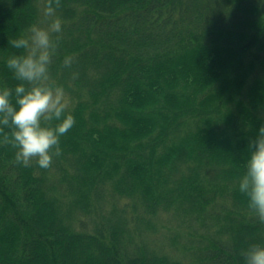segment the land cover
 I'll use <instances>...</instances> for the list:
<instances>
[{
  "label": "trees",
  "instance_id": "obj_1",
  "mask_svg": "<svg viewBox=\"0 0 264 264\" xmlns=\"http://www.w3.org/2000/svg\"><path fill=\"white\" fill-rule=\"evenodd\" d=\"M46 6L0 0V84ZM56 15L50 74L76 123L46 169L0 129V264H244L264 242L238 191L264 126V6L60 0Z\"/></svg>",
  "mask_w": 264,
  "mask_h": 264
},
{
  "label": "clouds",
  "instance_id": "obj_2",
  "mask_svg": "<svg viewBox=\"0 0 264 264\" xmlns=\"http://www.w3.org/2000/svg\"><path fill=\"white\" fill-rule=\"evenodd\" d=\"M258 3L264 6V0ZM59 6L60 0H47L44 14L51 18L50 24L43 27L33 23L8 42L15 51L5 58L4 65L16 83L0 84V129H10L5 142L15 149L17 162L29 165L35 158L45 169L61 155V139L76 123L65 88L50 74L63 32L62 17L56 15ZM72 64L73 57L65 55L63 65L70 68ZM250 145L238 191L264 222V126ZM242 255L244 264H264V242L250 245Z\"/></svg>",
  "mask_w": 264,
  "mask_h": 264
},
{
  "label": "rangeland",
  "instance_id": "obj_3",
  "mask_svg": "<svg viewBox=\"0 0 264 264\" xmlns=\"http://www.w3.org/2000/svg\"><path fill=\"white\" fill-rule=\"evenodd\" d=\"M45 24L49 25V21L47 19H45ZM46 25V26H47ZM45 27V26H44ZM68 100V99H67Z\"/></svg>",
  "mask_w": 264,
  "mask_h": 264
}]
</instances>
